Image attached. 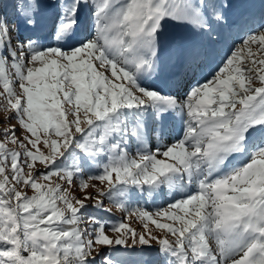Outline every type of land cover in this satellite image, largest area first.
Returning <instances> with one entry per match:
<instances>
[{
    "label": "snow or ice",
    "instance_id": "snow-or-ice-1",
    "mask_svg": "<svg viewBox=\"0 0 264 264\" xmlns=\"http://www.w3.org/2000/svg\"><path fill=\"white\" fill-rule=\"evenodd\" d=\"M0 113V264H264V0H0Z\"/></svg>",
    "mask_w": 264,
    "mask_h": 264
},
{
    "label": "rangeland",
    "instance_id": "rangeland-1",
    "mask_svg": "<svg viewBox=\"0 0 264 264\" xmlns=\"http://www.w3.org/2000/svg\"><path fill=\"white\" fill-rule=\"evenodd\" d=\"M0 117H2V113H0ZM13 123H15V121H13ZM2 127H4V125H3L2 122H0V128H2ZM237 162H238V160L233 161L234 164L237 163ZM29 194H31V193H29ZM105 203L107 204V201H106ZM157 203H159V200L157 201ZM148 207H149V208H152L153 205L149 204ZM99 215L104 216L105 219H108L107 215L104 214V213H99ZM122 215H123L122 213H120V212H116V211L114 210V216L112 217V219H114V220H116V219H120V218L122 217ZM134 226H135V225H134Z\"/></svg>",
    "mask_w": 264,
    "mask_h": 264
},
{
    "label": "bare ground",
    "instance_id": "bare-ground-1",
    "mask_svg": "<svg viewBox=\"0 0 264 264\" xmlns=\"http://www.w3.org/2000/svg\"><path fill=\"white\" fill-rule=\"evenodd\" d=\"M239 159V158H238ZM234 161H236V160H234Z\"/></svg>",
    "mask_w": 264,
    "mask_h": 264
}]
</instances>
